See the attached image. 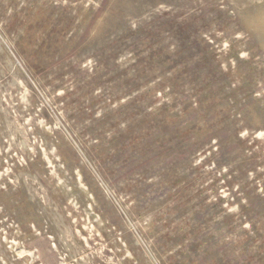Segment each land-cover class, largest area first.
I'll list each match as a JSON object with an SVG mask.
<instances>
[{"label": "rangeland", "instance_id": "obj_1", "mask_svg": "<svg viewBox=\"0 0 264 264\" xmlns=\"http://www.w3.org/2000/svg\"><path fill=\"white\" fill-rule=\"evenodd\" d=\"M0 264H264V0H0Z\"/></svg>", "mask_w": 264, "mask_h": 264}]
</instances>
